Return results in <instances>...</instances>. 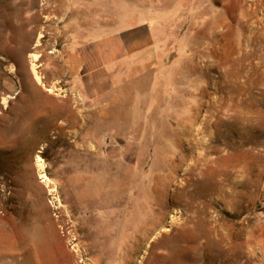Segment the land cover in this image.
Here are the masks:
<instances>
[{"label":"rangeland","instance_id":"rangeland-1","mask_svg":"<svg viewBox=\"0 0 264 264\" xmlns=\"http://www.w3.org/2000/svg\"><path fill=\"white\" fill-rule=\"evenodd\" d=\"M53 1L0 0V264H264L244 0H136L162 34L97 92L58 52Z\"/></svg>","mask_w":264,"mask_h":264},{"label":"crops","instance_id":"crops-1","mask_svg":"<svg viewBox=\"0 0 264 264\" xmlns=\"http://www.w3.org/2000/svg\"><path fill=\"white\" fill-rule=\"evenodd\" d=\"M53 5L59 13L49 33L61 41L58 52L66 56L62 59L74 84L94 92L111 84L121 64L151 51L156 34H162L152 11L136 0H54ZM243 5L251 13L248 23L264 34V0H244Z\"/></svg>","mask_w":264,"mask_h":264},{"label":"built area","instance_id":"built-area-1","mask_svg":"<svg viewBox=\"0 0 264 264\" xmlns=\"http://www.w3.org/2000/svg\"><path fill=\"white\" fill-rule=\"evenodd\" d=\"M261 207L264 208V202L261 203Z\"/></svg>","mask_w":264,"mask_h":264}]
</instances>
